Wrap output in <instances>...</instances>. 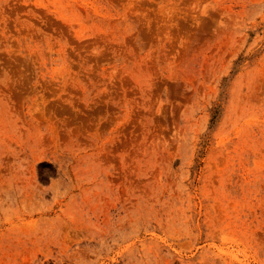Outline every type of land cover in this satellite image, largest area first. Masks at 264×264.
I'll use <instances>...</instances> for the list:
<instances>
[{"label":"rangeland","instance_id":"rangeland-1","mask_svg":"<svg viewBox=\"0 0 264 264\" xmlns=\"http://www.w3.org/2000/svg\"><path fill=\"white\" fill-rule=\"evenodd\" d=\"M0 264H264V0H0Z\"/></svg>","mask_w":264,"mask_h":264}]
</instances>
